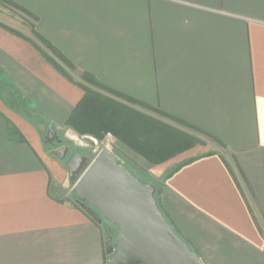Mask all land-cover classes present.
<instances>
[{"label":"crops","instance_id":"crops-1","mask_svg":"<svg viewBox=\"0 0 264 264\" xmlns=\"http://www.w3.org/2000/svg\"><path fill=\"white\" fill-rule=\"evenodd\" d=\"M10 1L36 17L74 82L32 30L0 25V264L108 262L110 229L74 202L68 169L45 144L50 126L70 129L84 73L102 86L94 91L211 141L202 155L140 163L204 264H264V0Z\"/></svg>","mask_w":264,"mask_h":264},{"label":"water","instance_id":"water-1","mask_svg":"<svg viewBox=\"0 0 264 264\" xmlns=\"http://www.w3.org/2000/svg\"><path fill=\"white\" fill-rule=\"evenodd\" d=\"M60 133L50 126L46 146L61 145L64 140L81 148L99 145L94 137L80 136L72 129ZM69 150L63 146L51 155L63 164ZM67 165L74 202L99 225L107 222L112 227L105 226L110 229L105 235L107 264H204L163 214L156 188L136 178L109 148L93 161L75 155Z\"/></svg>","mask_w":264,"mask_h":264},{"label":"trees","instance_id":"trees-1","mask_svg":"<svg viewBox=\"0 0 264 264\" xmlns=\"http://www.w3.org/2000/svg\"><path fill=\"white\" fill-rule=\"evenodd\" d=\"M0 5L9 6L23 13L27 18L32 19L33 22L36 21L35 16L10 0H0ZM0 25L25 38L20 32L1 23ZM32 28L34 37L48 51V53L42 52L45 58L70 81L74 82L73 78L57 61L73 70L74 66L71 62L55 46L36 32L34 23ZM27 40L34 43L30 39ZM82 79L85 83L77 84L84 90V96L73 110L66 124L68 128L74 130L80 136H91L101 142L107 134H111L116 141L154 166L167 163L181 154L192 150L196 146L197 142L195 138L181 132L171 131L169 127L155 120H151L145 114L132 107L139 106L147 110H152L142 102L117 92L110 91L112 96H106L91 90L87 85L98 88H102V86L88 73H84ZM165 116L196 131L195 128L188 126L180 120L168 115ZM152 121H154V124ZM156 127L159 128L158 136L154 135L155 133L157 134ZM160 129L170 131V135L168 137L162 136ZM209 155L211 154H206V156ZM199 158L201 157L189 160L183 165Z\"/></svg>","mask_w":264,"mask_h":264},{"label":"rangeland","instance_id":"rangeland-1","mask_svg":"<svg viewBox=\"0 0 264 264\" xmlns=\"http://www.w3.org/2000/svg\"><path fill=\"white\" fill-rule=\"evenodd\" d=\"M0 21L9 25L10 27L16 29V31H18V32L20 31V32L29 33L30 30L33 29L32 28V25H33L32 19L27 18V16H25L23 13L19 12L18 10H15L9 6L0 5ZM75 77L79 81L85 83L82 78H79L78 76H75ZM88 86L90 88H92L91 90H93V91L98 89V87H95V86H91V85H88ZM133 108H135L136 110L145 114L151 120H155V121L161 123L162 125L169 127L171 131L181 132L185 135H188L190 137L195 138L197 144L192 150L188 151L189 153L187 155H189V156H191V155H193V156L202 155V154L210 152L212 150V146L210 144L211 141L209 139H207L206 137H204L203 135H201L199 132L191 130L188 127H186V126L180 124L179 122H177L173 119H170L164 115H159L160 119L158 117H154L152 110H147L144 108L138 109L135 106ZM153 122L154 121H152V123ZM158 130H159V128H157V134L155 133L154 134L155 136L159 135ZM160 130H161L160 132H161L162 136L168 137V135H170V131H167L165 129H160ZM64 132H65L64 130L61 131V133H64ZM111 148L113 149V152L116 154L119 163L123 164L126 167V169H128L142 183L152 185L156 188V186H155L156 184L152 181L150 182V180L148 178L149 177L148 173L150 174V172L148 170H146L140 163L142 160H144L145 164H149L145 159H143L142 157L137 155L135 152L131 151L130 149H128L127 147H125L124 145H122L120 142H118L116 140L114 141V145L112 144ZM77 150L79 151V149H76V151ZM86 152H88V153L82 154V155H85L91 159L93 157L92 149L90 152L89 151H86ZM185 153H187V152H185ZM185 153H183V154H185ZM183 154H181V155H183ZM63 164L68 169L67 162L63 163ZM157 178L158 177H156V176L154 177V179H156V180H157ZM156 180H155V182H156ZM73 187H74V183L71 182V184L69 186V191L71 194V198L74 200ZM156 199L159 202L158 193L156 194ZM104 226L111 227L110 224L107 222H104ZM117 233H116V235H117ZM109 260H110V257L108 256V261Z\"/></svg>","mask_w":264,"mask_h":264},{"label":"flooded vegetation","instance_id":"flooded-vegetation-1","mask_svg":"<svg viewBox=\"0 0 264 264\" xmlns=\"http://www.w3.org/2000/svg\"><path fill=\"white\" fill-rule=\"evenodd\" d=\"M60 134H64V133H60ZM63 146H68L70 148L69 150V153H68V158H67V162L70 161V158H73L75 155H78V154H87L88 152L86 151H91L92 148H81V147H77L74 145L73 142L69 141V140H64V142L61 144V145H57V146H54V147H49L50 150L52 151L53 149H58V148H61ZM76 149H79V151ZM82 151V152H81Z\"/></svg>","mask_w":264,"mask_h":264},{"label":"built area","instance_id":"built-area-1","mask_svg":"<svg viewBox=\"0 0 264 264\" xmlns=\"http://www.w3.org/2000/svg\"><path fill=\"white\" fill-rule=\"evenodd\" d=\"M114 141V137L111 134H107L104 140L99 142V145L96 148H92L93 157L90 160L93 161V159H95L104 148H109L111 151H113L111 146L112 144L114 145Z\"/></svg>","mask_w":264,"mask_h":264}]
</instances>
